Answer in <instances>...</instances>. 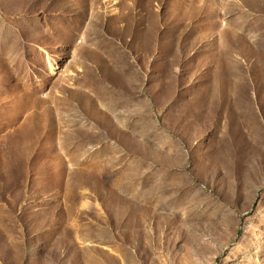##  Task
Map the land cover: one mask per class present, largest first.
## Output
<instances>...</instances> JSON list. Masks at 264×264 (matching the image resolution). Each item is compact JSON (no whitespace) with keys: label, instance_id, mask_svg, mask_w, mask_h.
<instances>
[{"label":"rangeland","instance_id":"1","mask_svg":"<svg viewBox=\"0 0 264 264\" xmlns=\"http://www.w3.org/2000/svg\"><path fill=\"white\" fill-rule=\"evenodd\" d=\"M0 264H264V0H0Z\"/></svg>","mask_w":264,"mask_h":264}]
</instances>
